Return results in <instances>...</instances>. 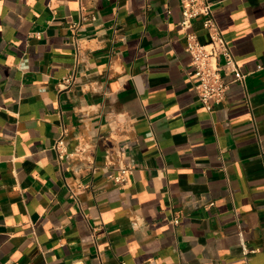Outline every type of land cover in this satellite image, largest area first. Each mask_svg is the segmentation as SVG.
I'll return each mask as SVG.
<instances>
[{"label":"crops","instance_id":"0c3cea01","mask_svg":"<svg viewBox=\"0 0 264 264\" xmlns=\"http://www.w3.org/2000/svg\"><path fill=\"white\" fill-rule=\"evenodd\" d=\"M208 1L246 76L211 115L179 0H0V264H264V0Z\"/></svg>","mask_w":264,"mask_h":264},{"label":"built area","instance_id":"2783aa9c","mask_svg":"<svg viewBox=\"0 0 264 264\" xmlns=\"http://www.w3.org/2000/svg\"><path fill=\"white\" fill-rule=\"evenodd\" d=\"M182 11L180 28L186 35V52L190 56V69L186 75L192 84L197 95L199 104L211 115L217 107H221L225 100L229 83L225 77L231 76L233 82H244L245 75L240 71L233 52L226 42L220 28L218 27L212 4L208 0H179ZM202 20L207 31L208 40L202 44L197 36L191 31L193 21ZM114 39L120 37V27L114 23L111 28ZM112 52L109 54V61L112 60ZM73 82L72 77H66L62 83V88H67ZM64 135L58 138L55 149L61 151L64 146ZM135 164L126 165L121 168L119 176L110 177V180L117 185H123L135 169ZM222 171L228 182L227 167L222 164ZM236 222L238 223L237 211L234 208ZM178 225L177 218L170 221Z\"/></svg>","mask_w":264,"mask_h":264}]
</instances>
